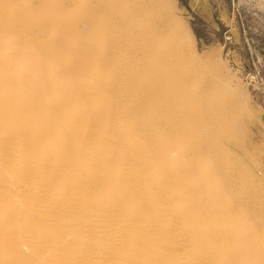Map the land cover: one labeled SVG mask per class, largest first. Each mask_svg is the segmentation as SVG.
<instances>
[{
  "label": "bare ground",
  "instance_id": "1",
  "mask_svg": "<svg viewBox=\"0 0 264 264\" xmlns=\"http://www.w3.org/2000/svg\"><path fill=\"white\" fill-rule=\"evenodd\" d=\"M90 1L0 0V264H264L237 95L184 71L170 0Z\"/></svg>",
  "mask_w": 264,
  "mask_h": 264
},
{
  "label": "rangeland",
  "instance_id": "2",
  "mask_svg": "<svg viewBox=\"0 0 264 264\" xmlns=\"http://www.w3.org/2000/svg\"><path fill=\"white\" fill-rule=\"evenodd\" d=\"M166 8L184 34L182 47H190L199 62L184 71L220 94L219 105L224 91L235 92L244 107V116L234 113L238 127L232 137L219 134L217 140L234 161V171L247 174L246 190L264 192V0H170ZM61 58L73 57L63 53Z\"/></svg>",
  "mask_w": 264,
  "mask_h": 264
}]
</instances>
